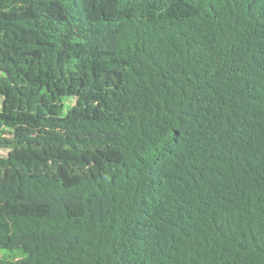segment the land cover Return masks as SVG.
Here are the masks:
<instances>
[{
  "label": "trees",
  "instance_id": "1",
  "mask_svg": "<svg viewBox=\"0 0 264 264\" xmlns=\"http://www.w3.org/2000/svg\"><path fill=\"white\" fill-rule=\"evenodd\" d=\"M4 136L0 264H264V0H0Z\"/></svg>",
  "mask_w": 264,
  "mask_h": 264
},
{
  "label": "rangeland",
  "instance_id": "2",
  "mask_svg": "<svg viewBox=\"0 0 264 264\" xmlns=\"http://www.w3.org/2000/svg\"><path fill=\"white\" fill-rule=\"evenodd\" d=\"M77 103V101L74 98H68L66 99V109L65 112H68L73 106H75ZM8 140L5 141V145L7 146L6 148L0 149V157H6L8 155V153L11 151V149L13 148V140L8 137ZM6 250H0V257H2L3 254H6Z\"/></svg>",
  "mask_w": 264,
  "mask_h": 264
},
{
  "label": "crops",
  "instance_id": "3",
  "mask_svg": "<svg viewBox=\"0 0 264 264\" xmlns=\"http://www.w3.org/2000/svg\"><path fill=\"white\" fill-rule=\"evenodd\" d=\"M8 136H4L3 138H0V142L3 141V139H7ZM7 146L0 145V149L6 148Z\"/></svg>",
  "mask_w": 264,
  "mask_h": 264
}]
</instances>
